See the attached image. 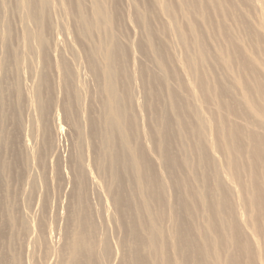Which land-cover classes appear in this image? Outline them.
I'll return each instance as SVG.
<instances>
[{
    "label": "bare ground",
    "instance_id": "bare-ground-1",
    "mask_svg": "<svg viewBox=\"0 0 264 264\" xmlns=\"http://www.w3.org/2000/svg\"><path fill=\"white\" fill-rule=\"evenodd\" d=\"M17 1L22 4L23 9L26 11L23 14H25L27 20L33 23L34 27H32L35 29L32 34L23 30L20 44L23 46L28 45L29 48L33 46L38 51L44 66L53 64L54 73L57 76L56 81L60 83L63 92L60 109L64 118H67V128L59 125L56 102L53 99L49 100V97L44 95L48 94L47 79L44 80V75L41 73L40 86L36 91L34 110L36 128L33 136L34 139L35 136L41 138V148L36 152L34 158L36 165L41 169V173L47 179L49 164H51L53 159L57 160L59 162L57 172L60 175L62 189L64 190L66 187L71 194L66 217L56 216L58 220L64 219L66 223L62 237L65 240V248L70 254V261H64L63 264H103V260L110 259L106 255L111 252L108 250L109 253H107L106 248L108 246L106 247V245L108 243L106 244L105 240H103L100 230L102 238L98 235L96 228L98 223H94L95 220L90 213L86 200V188L91 190V187L94 189L98 186L97 176L106 178V182H104L106 193H112L110 202L116 216L115 218L113 216V218L117 220V222L114 221L123 232V236L118 242L120 264H157L154 263V260L159 255V252L162 255L165 253L164 242L167 241L168 243L171 240L169 239V220L166 218L165 212H153L151 202L147 197V189L143 183L142 171L143 167L147 169L146 159L142 154L137 155L136 150L131 145L133 140L138 139L142 147L147 146L150 142L148 137L150 128L146 126L144 129L138 118L141 112L139 100L137 99V101L135 96L132 97L134 110L133 105H130V109L126 108L121 103L117 91L116 79L126 76V70L121 56L122 46L119 28L113 27V10L106 3L107 0H72V2H69L73 5L75 20V26L71 32L73 42L82 50L86 59V69L90 73V77L98 84L97 88L99 86L98 89L102 96L97 118H95L94 112L92 116L90 115L91 119L88 118L90 120L88 121L90 123V137L94 143L91 156L92 170L95 172L93 173L89 169L88 160L82 147L83 138L80 122L83 113L80 107L82 103L77 93L80 86L79 74L75 70H67L63 60L59 58L62 50L60 41L58 42V39L56 41L55 37H52L53 39L51 40L49 31L47 35L45 33L46 27L51 28L49 17L53 10V0ZM200 1L197 0L196 7L200 6ZM211 1L212 3L209 5L210 12L207 10L201 11L199 18L205 21L206 35L209 36L211 32L216 35V39L213 42L215 46L211 44L210 48L209 46L206 48L201 41L199 31L191 24L188 23L187 25L192 36V47L200 65L202 66L205 60L215 59L214 67H217L223 75V80L221 76V78L218 77L217 79L213 76L208 78L203 76L204 80L201 86L206 90V94L207 91L211 90V108L212 113L215 114L214 119L217 127L214 132L220 136V143L217 146L222 151L221 156L229 161L225 168L219 164L220 159L214 154V146L209 140V135L212 134L213 130L210 128L209 122L201 114L199 103L188 91H186V95L189 94L190 97L185 108L189 111L194 125L187 128L188 132L193 135L197 146L196 153H194L196 165L200 167L203 161L206 162L205 168L209 174L208 178L214 184V197L217 207L222 208L216 215L221 233L226 240H230V243L235 238L233 232H237V235H245L244 239L239 240H242L240 242V245H242L241 251L244 259L246 257L247 264H259V260L264 264V0H242L244 2L242 3L245 4L244 9H242V3H239L238 6L235 5L239 0ZM234 5L237 7L235 14H233L234 8L232 7ZM155 7L160 12L165 11L169 15L172 12L169 7L161 8L156 0ZM251 12L258 14L257 18L259 21L256 29L251 26L252 20L249 24ZM164 16H168V14ZM211 16L219 21H214L215 27L213 30L208 27ZM3 17L1 16V18ZM45 18L47 22H45ZM227 21H230L236 28L239 27V30L234 29L235 31H233L231 25L227 28ZM6 30V37L0 40V45L4 47L5 54L11 38L8 26ZM179 38L182 42L185 41L181 33H179ZM66 41L65 44L68 50L73 53L71 42L69 43V40ZM147 49L149 55L152 56L153 52L149 43H147ZM210 49L216 57L209 54ZM55 57L58 60L55 61ZM12 59V66L17 70V75L15 76L16 79L10 83L7 77L13 73L14 68L9 73L2 61H0V150L6 148V146H2V141L3 134H6L4 130V125L7 122L6 118H11V115L10 117L7 116V110L11 107H9V101L20 95L16 82H19V69L23 64V59L18 57L15 52L12 53ZM217 59L220 62H217ZM196 61L195 56L188 55L187 63L189 66L194 65ZM210 64L213 65V63ZM156 67L166 90L168 77L164 66L157 57ZM176 67L181 70V66L176 65ZM207 67H210L209 64ZM128 82L134 83V80L128 79ZM218 83H220V87L217 89L218 99L223 96L222 92L226 93L229 98L234 99L235 105L229 104L225 106L222 100H218L215 104L212 90H216ZM42 87H45V92L41 91ZM189 89H192L190 85ZM128 91L131 93L130 87H128ZM11 96L12 98L10 99ZM200 97L203 102L207 103L208 94L207 99H204L202 93H200ZM170 102L172 103V101ZM129 110L134 112L133 122L130 123L133 125L136 135L132 138L129 136L126 122ZM16 114L18 113L16 112ZM235 115L237 117L232 118ZM153 123L155 124L154 129L157 138L160 137L162 141H166V135L160 127L161 124L162 127H167L168 120L163 114H158ZM65 130L70 136L72 149L70 156H72L71 158L69 157L70 160L67 161L66 166H63L64 163L61 164L58 152L52 150L51 143L54 138L63 135L62 133ZM7 133L9 135V132ZM178 133H180V128ZM21 141L24 153V157H22L23 168H28L29 162L33 158L28 153L27 139L22 138ZM12 144L8 148L6 161L0 160V178H2V174L3 176L13 177V170L19 169L18 160L20 159H17L18 154L15 151L17 148L14 149ZM189 155L190 153L186 152L187 159ZM19 171L21 170L19 169ZM165 174L167 175V171H165ZM225 175L229 176V181L225 179ZM122 177L125 179V186L123 188L117 187V182ZM20 178H22V174ZM19 180L18 175L14 177L15 182ZM237 186L239 187L238 193L236 192ZM0 187L4 186L0 185ZM7 188L6 186L5 189ZM223 189L228 192L229 201L231 198L229 206L226 205L227 198L222 194L220 195V191ZM5 192L7 193V190ZM14 195L13 193L2 195L0 192V239L18 240L17 243L21 247L26 248L27 241L31 236L33 237L34 231L30 232L29 224L21 220L20 214L15 216L12 213L10 204L14 205L19 201L17 200V194L15 195L16 197ZM217 196L218 198L216 199ZM241 199L243 202H241ZM240 203L244 204V211L240 209ZM184 215H187L186 206L183 209V217ZM101 217L103 216L101 215L99 219ZM200 228L202 227L195 228L197 235L201 233ZM37 231L41 245L44 247V261H42V264H53V251H49L46 246L52 240L53 234L42 221L41 230ZM176 231V240L184 239V244L188 243L185 240L186 224L181 222ZM159 241L162 242L160 249L157 245ZM0 246L1 249L7 250V255L0 258V264H16V260L8 253L9 246L7 247L3 242ZM213 249L215 248L213 247ZM208 252L207 249L204 254L205 257L207 256L209 263L225 264V262H220L218 258L217 260L212 257V260H210ZM213 253L216 256L219 254L215 250ZM226 253V257L229 256V252L226 251ZM229 260H234V257L231 255L228 258V262ZM108 261L106 262L108 263ZM162 264H165V261ZM177 264H184L179 252Z\"/></svg>",
    "mask_w": 264,
    "mask_h": 264
},
{
    "label": "rangeland",
    "instance_id": "rangeland-1",
    "mask_svg": "<svg viewBox=\"0 0 264 264\" xmlns=\"http://www.w3.org/2000/svg\"><path fill=\"white\" fill-rule=\"evenodd\" d=\"M3 1L4 0L1 1V5ZM70 1L72 2V0H53V10L49 17L51 28L46 27L45 33L47 35L49 31L51 40L55 37L56 41L57 39L58 42L60 41L59 43H61L62 50L59 58L63 60L67 70H75L79 74L80 88L78 87L77 93L82 103L80 107L83 113L80 122L83 138L82 147L88 160L89 169L93 171L91 156L94 143L90 137V123H88L90 120L88 118L92 116L93 112L95 118H97L102 96L98 89L99 86L97 88L98 84L90 77L91 75L86 69V59L82 50L73 42L71 32L74 29L75 20L73 5L69 3ZM107 1L106 3H108L113 10V27H116V29L119 28L122 46L121 56L126 70V76L116 79V87L121 103L126 108L128 107L130 109V105H133L132 97L135 96L136 100L138 99L139 104H141V112L138 118L143 128L146 126L150 128V132L148 133L150 142L147 146L142 147L138 139L133 140L131 145L133 149L136 150L137 155L142 154L146 159L147 169L143 167L142 171L143 183L147 189V197L151 202L153 212H165V216L169 220V239L175 240H169L168 243L167 241L164 242L165 253L162 255L159 252L154 263L162 264L165 261V264H177V255L179 252L181 259L184 260V264H211L207 261V256L205 257L204 254L208 249L210 260H212L213 257L215 259L218 258L222 263L225 262V264H245L246 257L244 259V255H242L241 251L242 245H240L242 240H239L242 238L244 239L245 235H237V232H233L235 238L232 239L230 243V240H226L225 236L221 233L217 224L218 219L216 215L222 208L217 207V202L214 197V184L212 181L210 182L208 178L209 174L205 168L206 162L203 161L200 167L196 165L194 153H196L197 146L194 142L193 135L188 132L187 128L194 125V121L189 111L185 108L187 106V100L190 97L189 94L186 95V91L197 100L200 105L201 114L205 117L206 121L209 122L210 128L213 130L212 134L209 135V140L214 146V154L220 159L219 164L225 168V165L228 164L229 161L221 156L222 151L217 146L220 143V136L214 132V129H217V127L214 119L215 114L212 113L211 108V90L207 91L209 97L207 103L203 102L200 97V93H202L204 99H207L206 90L201 86L204 80L203 76H206V78L213 76L217 79L223 75L217 67H214L215 59L209 61L205 60L203 65H200L195 50L192 47V36L189 33L190 30L187 25L189 23L199 31L201 34V41L206 48L208 46L210 48L211 44L215 46L213 42L216 39V35L211 32V34L207 36L205 21L199 18L201 11L207 10L210 12L209 5L212 1L201 0L200 6L196 7L197 0H156L161 8L164 9V7H169L171 9L172 12L170 15L165 11L160 12L157 10L155 7V0ZM239 1L235 5L238 6L239 3L243 2L242 0ZM235 5L232 6L234 8L233 14H235L237 8ZM244 5L245 4L242 5V9L245 8ZM0 10V14L2 12L0 15V40L6 37L7 26L9 35L11 36L10 45L6 48V54L4 51L5 49H3L4 47L0 45V61H2L4 67L10 73L11 69L14 68L12 66V53L15 52L18 57H22L23 59V64L19 69L21 73H19V82L15 80L16 84H18L20 95L13 99H11L12 96L10 97L9 107H11L7 110V116L10 117L11 115L12 119L6 118L7 122L4 125L6 134H3L2 141V146H6V148L0 150V160L6 161L8 148L10 144L13 143V148H17L15 151L18 154L17 159H20L18 160V166L21 171H19V169L16 171L13 170V177H7V175L3 176L2 174L0 185L4 187H0V192L2 195L9 193L17 194V200L19 201L14 205L10 204V209L15 216L20 214L21 220L29 224L31 233L34 231L33 237L31 236L28 240L29 242L27 241L26 248L21 247L17 243L18 240L9 241L8 239L4 240L2 238L0 239V244L3 242L7 247L9 246L8 253L16 260V264H42V261H44V247L41 245V240L38 238L37 231L41 230L42 221L53 234L52 240L46 244L49 251H53L52 263L63 264L64 261H70V254L65 248V240L62 237L66 223L64 219L60 221L56 216L59 215L62 218L66 217V210L71 194L66 187L64 190L62 189L60 175L57 172V168L59 167V162L57 160L53 159L51 164H49L47 179L41 173L40 167L36 165L34 160L36 152L41 148V138L39 136H35V139L33 138L36 128V119L34 118L36 91L40 86L41 73L44 75V80L47 79L46 86L48 88V94L44 95L48 96L49 100L53 99V101L56 102L59 125L67 128V118H64L62 110L60 109L63 92L60 83L56 81L57 76H55L53 64L44 66L38 51L35 50L33 46L29 48L28 45L23 46L20 44L23 30L31 34L35 30L33 29V23L27 20L25 14H23L26 13V11L23 9L22 4L17 0H5ZM167 14L168 16H164ZM1 16L4 17L1 18ZM250 16L251 18L253 16V18L249 19V24L252 20L251 26L253 29H256V25H258L259 21L257 18L258 14H253V12H251ZM216 20L217 19H214L212 16L210 17L208 23L210 30L214 29ZM45 22H47L46 18ZM227 23V28L231 25L233 31H235L234 29L239 30V27L236 28L230 21H227ZM179 33L183 35L185 39L184 42L180 40ZM64 39L69 40V43L71 42L73 53L68 50L65 44L67 41H64ZM147 43L151 46L153 52L152 56L148 53ZM209 54L215 56L212 50L209 51ZM188 55L195 56L197 59L192 66H189L187 63ZM156 57L164 66L168 77V86L166 90L164 89L165 86L160 77V73L157 71ZM54 59L55 61L58 60L56 57ZM217 62H220V60L217 59ZM210 63H213V65ZM208 64L210 67H207ZM176 65L181 66V70L177 68ZM11 74L7 77L9 83L16 79L17 70L14 68ZM128 79H133L134 83H129ZM221 79L223 80V77ZM189 85L192 89H189ZM128 87H130L131 93L128 91ZM219 87L220 83L216 85V90H212L214 92L215 104L218 100H222L225 106L229 104L235 105L234 99L229 98V95L226 93L222 92L223 96L218 99L217 89ZM41 91L45 92V87H42ZM170 101H172V103ZM172 108L174 109L172 110ZM133 110H129L126 117L127 130L130 138L136 135L133 125L130 123L133 122L134 119ZM16 112L19 115L16 114ZM14 114L16 115L14 116ZM158 114H163L168 120L167 127H162V124L160 127L166 135V141H162L160 137L157 138V134L155 133V124L153 121ZM236 117L237 115L232 118ZM179 128L180 133H178ZM7 132H9L10 136ZM62 134L63 135L56 137L57 139L54 138L52 140L51 148L58 152L61 164L64 163L63 166H66L65 164L68 163L67 161H69L72 156H70V154H72L71 140L66 130ZM22 138L27 139L28 153L29 155L31 154L30 156L33 158L29 162L28 168H23L24 162L22 157H24V153L22 150ZM186 152L190 153L188 159L186 157ZM165 171H167V175ZM93 173L95 172L93 171ZM21 174L22 178H20ZM17 175L20 180L15 182L14 177ZM225 179L229 181V176L225 175ZM96 180L98 186L94 189L91 187V190L86 188L85 192L88 208L95 220L94 223H98L96 224L97 233L101 238L103 235V240H105L106 244L108 243L106 245V247L108 246L106 248L107 253L111 251L109 253L110 255L106 254L110 259L107 258L103 260V264H120L119 261H121V259L120 251L118 252V242L122 238L123 232L117 227V220L114 219L116 216L114 215V209L110 202V195L112 193H106L104 184L106 178L104 176H97ZM6 186L8 187L7 189H5ZM118 186L122 188L125 186L124 177L117 182V187ZM236 189L238 193L239 187L237 186ZM5 190H7V193ZM221 194L227 198L226 205L229 206V203L231 204V198L229 201L228 192L223 189L220 191V195ZM217 198L218 196L216 199ZM241 202H243L242 199ZM185 206L187 207V215L183 217V209ZM240 209L243 211L245 210L244 204L240 203ZM99 215L103 216L100 218L101 220L99 219ZM163 218L165 219L164 216ZM181 222L186 224L185 240L188 241L186 244L183 242L184 239L176 240V229ZM196 227H202L200 228V235H197L195 232ZM157 245L160 249L162 247V242H157ZM213 247L215 249H213ZM214 250L219 252L217 256L213 253ZM226 251L229 252V256L227 257ZM212 254L214 255L212 256ZM6 255L7 250L1 249L0 246V258ZM114 255L115 257H113ZM231 255L234 257V260H229L228 262V258ZM254 259L256 262V257ZM106 261H108V263ZM259 264H262L260 260Z\"/></svg>",
    "mask_w": 264,
    "mask_h": 264
}]
</instances>
